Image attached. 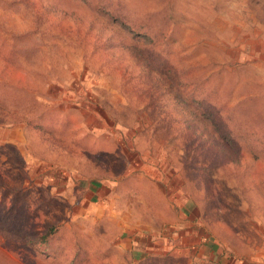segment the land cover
Here are the masks:
<instances>
[{"label":"rangeland","instance_id":"obj_1","mask_svg":"<svg viewBox=\"0 0 264 264\" xmlns=\"http://www.w3.org/2000/svg\"><path fill=\"white\" fill-rule=\"evenodd\" d=\"M0 264H264V0H0Z\"/></svg>","mask_w":264,"mask_h":264}]
</instances>
